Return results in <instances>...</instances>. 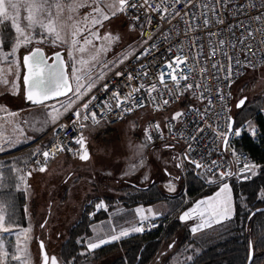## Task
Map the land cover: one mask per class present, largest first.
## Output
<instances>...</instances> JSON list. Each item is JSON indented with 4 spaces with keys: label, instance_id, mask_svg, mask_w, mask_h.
<instances>
[{
    "label": "snow or ice",
    "instance_id": "obj_1",
    "mask_svg": "<svg viewBox=\"0 0 264 264\" xmlns=\"http://www.w3.org/2000/svg\"><path fill=\"white\" fill-rule=\"evenodd\" d=\"M53 7L56 9L57 16L67 10L69 13L67 19L73 22L67 26L69 31L64 36L57 29L55 20L52 19L50 9ZM81 9L87 10L86 14L74 15ZM252 9H255L258 14L249 15ZM22 10L26 15L22 16ZM262 10H264V0H243L240 3H237V0H111L108 3H105V0H0V28L10 31L5 23L10 21L11 29L14 30L15 34V42L11 44L10 51L4 49L9 47L12 36H5L3 47H0V60L8 61L9 64H14L19 69L20 63L16 59L17 51L22 45L27 46L33 43L35 38L33 33L36 37H40L36 41L37 43L47 42L53 47H65L66 56L62 55L59 50L50 56H45L40 47L29 49L28 53L22 56V66L26 69L22 77V85L16 83L11 85L13 94L19 89L21 98L41 109L40 120L22 118V122L28 124L32 131H44L49 125H57L58 121L72 109L74 104L91 92L96 83L91 77V67L100 64L104 68H109V65L115 68L123 65L128 58L127 56L117 57L111 61L103 59L110 51L111 44L120 39L118 35L101 32L105 23H110L112 17L124 13L130 22L140 23L141 35H143L144 24L153 26L154 31L160 27L159 23L153 25L154 17L148 13H162L159 20L172 25V27L167 32L161 33L162 42L167 43L168 48L164 54L166 63L157 73L158 82L150 84L141 82L138 86L133 87L131 92L124 93L123 108L120 101L121 84L115 85L111 99L116 101L115 107L121 112L131 111L138 106L142 107L146 100L156 103L157 108H159L158 101H162L163 105H169L168 97H171L172 101H177L186 93L191 94L202 103L207 101L202 108L189 106L184 111H176L168 121L170 130L175 127L173 122H179L183 126L182 131H177L173 135L177 138H184L187 144L185 152L173 155L172 159L177 160L179 156H182L183 160L194 165L195 169H203L202 177L207 183L216 184L219 189L213 196L195 202L194 206L183 211L179 216L181 222L197 221L190 229L192 234H196L205 229H212L214 225L224 226L233 220L237 212L233 200V190L228 180L236 176L248 179L250 175L256 174L255 170L258 165L252 163H245L243 171L240 173L227 170H221L217 173L216 170L222 168V165L218 164L216 160L206 163L207 153L201 152L199 160L192 153L197 151V147L203 148V141L209 136L212 137L213 144L219 141L223 145V150L230 151L233 145L229 136L239 137L241 135V131L238 130L240 125L237 123L236 127H233L236 122L232 121L231 116L227 117L226 128L218 123H210L209 117L211 116L212 120L215 121L217 116L225 114L229 110L226 102L232 95L227 89H231L236 80L244 75L248 68H255L257 64H264V59L259 55H256L255 62L247 56L248 50L252 47L248 41L254 39L255 36L250 23H246L245 20L229 23V17L246 16L248 21L259 22L264 20V11ZM141 16L144 17L143 20H141ZM174 20L176 24H172ZM241 28L247 30L246 37L243 32L240 36L236 35V32L240 31ZM173 29H175L176 37L184 38L183 43L173 42L171 35ZM96 41H103L104 43L97 47ZM185 43L188 45L187 50ZM259 43L264 44V41ZM89 47L95 50L91 56V67L88 71H82L89 62L83 58L78 59L77 54L82 56ZM206 49L208 50L207 54H205ZM158 50L159 46L153 42L143 54L149 56L153 54V51ZM241 55H243V59ZM153 58L161 59L160 57ZM49 60L52 63H49ZM141 68L146 69V66L141 64ZM209 72L211 73L210 77L208 76ZM115 76H124L125 80L130 83L140 79L141 76L147 77L148 72L145 70L143 73L136 72L134 74L132 71H128V66L125 65L124 70L115 72ZM100 78L103 79V75ZM208 78L216 81L214 89L216 100L222 105L219 113L214 112L215 104L211 99L213 89L207 86L206 80ZM16 79H21L18 70ZM85 80L89 81L87 85L84 83ZM201 80L205 82L202 84ZM109 81L111 82V78ZM0 83L6 85L8 81L2 80ZM104 87L107 88L108 85L105 84ZM196 88L201 89L199 95L195 93ZM141 90L146 92V96L135 95L141 93ZM60 97L67 99L62 101L58 99ZM49 101L56 102L48 103ZM95 101L96 97L93 95L88 103L83 104L85 111H75L74 120L58 125L61 131L69 126L74 132L78 128L80 129L79 135L69 138V143L79 146V159L81 161L90 159L85 144L86 138L82 130L84 121L90 120L92 124H98V113L93 110L96 107ZM246 102L247 97H240L237 99L235 107L243 109L246 107ZM103 106L107 107L109 112L112 111L111 103L104 102ZM9 115L16 117L19 113L13 111ZM78 121L79 124H77ZM189 124L192 125L191 129H189ZM250 125L251 121H249ZM155 128L159 131L160 124H155ZM252 131L255 133L256 129L253 128ZM19 132L23 135L25 129L19 128ZM201 133L204 135H200ZM64 135L67 136L66 131H64ZM23 138L31 139L30 136ZM152 140L153 136L149 134L148 129H144L141 141L147 146ZM18 142L19 138L4 137L3 127L0 126V153H4ZM162 147L167 149L175 147V145L165 144ZM65 148L72 152L71 146L54 140L52 145H45L43 151L37 149L31 154L37 157L34 161L37 168L34 170L44 173L47 170L48 160L54 158L57 152L65 151ZM40 156L43 157V160L39 158ZM27 162L26 158L25 165ZM175 166L181 168L182 164L177 162ZM5 167L7 165L0 163V169ZM9 171L15 173V176L11 178L15 190L19 191L21 186H25L26 190V176L30 178L32 172H25L15 166ZM107 174L111 175V173ZM144 179L147 180L148 177L145 176ZM168 187L170 191H175L171 183ZM3 188L4 177L0 175V190ZM261 198L264 199V195ZM8 208V200L0 199V234H6L0 235V264H32V257L28 252V234L31 232V228L21 227L13 215L8 212ZM96 208L97 210H107L103 202L98 203ZM24 211L27 213L26 208ZM144 212L142 207L135 209L136 216L140 218L141 226L134 225L131 228H121L118 233L112 234L108 238H83L77 243L85 245L87 251L91 252L99 249L102 245L117 242L121 238L127 237L130 232H143L146 226L145 222L149 219V216L145 215ZM147 212L152 214L153 218L155 217L151 208L147 209ZM254 215V212H250L248 218L251 219ZM43 226V224L40 225V227ZM13 232H15V241L14 243L9 242L10 246H8L5 243L6 238L13 235ZM44 249L45 244L41 240L36 264H40V257H42L43 264H58L57 256H49ZM85 254L81 253V255ZM248 261L249 264H254V247L249 249Z\"/></svg>",
    "mask_w": 264,
    "mask_h": 264
},
{
    "label": "rangeland",
    "instance_id": "obj_2",
    "mask_svg": "<svg viewBox=\"0 0 264 264\" xmlns=\"http://www.w3.org/2000/svg\"><path fill=\"white\" fill-rule=\"evenodd\" d=\"M108 2H111V0H105V3ZM50 11L52 12V19L56 22L57 29L60 30L61 35L64 36L69 31L67 26L73 23L67 19L69 13L65 10L57 16L55 7L51 8ZM86 12L87 10L81 9L74 15L82 16L83 14H86ZM23 15H26V13L22 10V16ZM45 22H47V20H45ZM5 23L11 27L10 21H6ZM1 29L2 28H0V30ZM101 32L112 33L120 37L119 41L111 44L110 51L103 57V59L109 61L114 60L117 57H128L140 44L141 31L139 28L130 25V23L126 21L123 13H119L116 17H112L110 23L106 22L105 26L101 29ZM33 35L35 37L33 43H37L36 41L40 39V37H36L35 33H33ZM101 43L104 42L96 41V46L99 47ZM40 44L46 50H63L65 56L67 55L64 46L53 47L47 42H41ZM0 47H3L1 38ZM10 50L11 48L6 51ZM94 51L93 48L89 47L86 53L82 56L79 53L77 54L78 59L83 58L85 61L89 62L85 65L82 71H88L89 67H91V56L94 54ZM20 54H22L21 49H19L16 54V59L19 63ZM77 67L80 66L77 65ZM115 69L116 67L112 68L111 65H109V68H104L100 64L91 67V77L96 81L91 92ZM17 70L20 75L22 73L21 65L19 69H17L16 65L9 64V62L5 60H0V81H8V84L6 85L0 83V126L3 127L4 137H11L13 139L19 138V142L8 148L4 153H0V157L7 153L18 154V152L27 145L23 138L24 133L22 135L19 132V128L24 129L22 125V118L24 115L20 112H17L19 115L16 117H11L9 115V110L13 108L14 104L18 107L16 111L23 109V102L19 89L15 93L17 99L16 103L13 100L14 94L11 87L12 83L21 85L20 80L16 79ZM102 75L104 77L103 79L100 78ZM88 82V80H85V85H87ZM263 92L264 69L246 75L236 84L232 92L233 104L231 116L236 115V113L246 108L236 109L235 104L238 98L247 97V106V103H252L257 98L262 97ZM176 111H182V108L180 106H174L158 115H153L149 111L144 110L130 116L116 129H103L97 134H94L87 128L84 130V133L87 138L86 147L89 151L90 159L86 161L85 165H79L73 158L63 154L55 159L47 167V170L44 173H37L31 176L29 186L33 191L31 190V193L24 196V198L26 197L27 199H25V203L21 209L24 224H20V226L31 228V232L28 234V252L32 257V264H36L39 253V243L41 240L44 242L45 251L49 256H57L58 264H62L60 258L61 246L68 237L69 229L78 222L84 206L92 199L98 197L118 198L121 196L120 193L123 195L122 192L128 190L130 184L146 186L150 181L154 180L162 190L166 191V185L171 183L175 188V191H172V193L176 202L170 203L169 208L178 215L179 219V216L183 211L189 210L190 207L194 206L195 202L207 199L219 190L217 186L210 195L203 198L199 197L198 199L192 198L188 194L186 190V185L188 183L187 175L191 173V170L185 165L186 163L182 156H179L177 160L172 159L173 155L181 154V148L176 144H167L175 145V147L167 149L162 147L166 143H159L156 145L148 144L145 153L146 165L142 164L138 171H134L131 174L125 175L124 164L122 162H117L118 158L126 157L128 155L124 147L125 132L128 126L131 127L128 128L127 134L134 138L135 141H141L144 133V124L148 120H152L150 119L151 117L156 116L158 118L170 119ZM249 121H251L250 126ZM51 126L53 125H49V128ZM253 128L256 129L255 133L252 131ZM238 130L241 131V134H246L253 140H256L258 137V127L254 118L248 120ZM30 151H32V153L35 152L34 150ZM15 157L17 156H13L12 159ZM177 162L182 164L181 168L175 166ZM0 163L7 166L13 163L18 164L14 159L11 161L10 158L4 160L3 158H0ZM258 167L255 170V173H257ZM107 173H111V175H108ZM199 174V177H201L206 184H209L202 177L201 172ZM0 175H3L4 178L7 177L3 171H0ZM255 175H250V178L248 179H243L240 176L230 178L228 183L232 188V182L236 183L243 180H249ZM145 176L148 177L147 180L144 179ZM12 186L14 187V185H10V187ZM14 191L17 190L14 188ZM0 199L6 198L0 196ZM6 200L9 202L8 212L12 214L13 218L19 223L16 212L18 210L17 205L14 207L15 205L10 202V199ZM100 202H102V200ZM174 204H177V207ZM25 208L27 209V213L24 211ZM196 222L197 221L191 220L188 222H181L184 228L176 234L171 242L163 247L162 252L159 255V260L153 264H162L163 262L167 264H185L207 248L235 235V232L232 231V220L227 222L224 226L214 225L212 229H205L199 233L192 234L190 229ZM41 224L44 226L40 227ZM14 241L15 232H13V235L7 236L5 243L10 246L9 242L14 243ZM169 245H172V247H169ZM82 256L87 258L90 257V254ZM113 260L114 257H110L99 263L106 264ZM78 264L91 263L83 260V262Z\"/></svg>",
    "mask_w": 264,
    "mask_h": 264
},
{
    "label": "trees",
    "instance_id": "obj_3",
    "mask_svg": "<svg viewBox=\"0 0 264 264\" xmlns=\"http://www.w3.org/2000/svg\"><path fill=\"white\" fill-rule=\"evenodd\" d=\"M8 29L10 31L3 28L0 30L2 46L5 36H12L11 41H9V47L5 50L11 48L15 37L14 30L10 26H8ZM30 46L28 45V48ZM19 58L21 65V54ZM21 76L22 73L20 74ZM19 80L22 85L21 79ZM192 104L194 105L189 100H183L179 106L184 109ZM251 118H254L257 124L258 137L253 140L246 134H241L237 147L241 152L248 155L253 164L256 163L259 167L256 175L251 179L236 183L232 182L233 200L237 212V215L232 220V231L235 232V235L207 248L185 264H247L250 245L254 247V264H264V213L257 212L251 219L248 218L250 212L264 208V199L261 198L264 195V92L262 97L257 98L252 103H247L245 109L232 116V121L236 122L233 127H236L238 123L240 125L239 128H241ZM185 163L191 170V173L187 175L186 190L188 194L195 199L210 195L217 185L206 184L199 177L200 171L196 170L188 161H185ZM129 190L131 189L128 188L127 191H123L125 195L119 199V202H129L130 205L151 206L165 198L157 183L145 188L133 189L130 193ZM3 192H7L8 199L15 205L14 207L17 205L18 210L16 212L19 224H24L21 210L25 203L24 195L14 191L13 186H8L0 191V193ZM103 200L107 204L114 203L112 199L104 198ZM100 201V199L90 201L84 207L78 222L69 229L68 237L61 246L60 258L62 264H78L83 262V260L91 264H97L110 257H114V260L106 264H153L159 260L163 247L171 242L176 234L184 228L178 219V215L169 212L159 219L158 226L145 236L134 235L118 242L107 244L92 252L90 257L84 258L80 255L84 247L77 242L83 237L90 236V228L93 224L106 218L105 211H99L93 215V220H91L95 205ZM174 205L177 207V204ZM162 264L167 263L163 262Z\"/></svg>",
    "mask_w": 264,
    "mask_h": 264
},
{
    "label": "built area",
    "instance_id": "obj_4",
    "mask_svg": "<svg viewBox=\"0 0 264 264\" xmlns=\"http://www.w3.org/2000/svg\"><path fill=\"white\" fill-rule=\"evenodd\" d=\"M240 2H243V0H237V3H240ZM178 7H180V6H178ZM262 11H264V10H262ZM148 14L152 15L154 17L153 25H155L156 23H159L160 27L158 29H155V31H154L153 26H149L147 24H144L143 25L144 34L141 35L140 44H139L138 48L132 54H130L128 56V58L124 61V64L117 66L116 69L114 71H112L106 78H104V80L90 94H88L82 100L77 102L72 107V109L68 113H66L61 118L60 121H58L57 125L52 126L35 143V144L44 143L43 147L40 149L41 151L44 150L45 145H52L54 140H58L61 144L69 145L72 147V152L67 151V148H65V151H63V152H57L55 154L54 158H50L48 160L46 167H48L55 159H57L59 156H61L63 154L67 155L68 157H72V158H75V159L81 161L79 159V153H80L79 146L69 143V138H72L74 136L79 135L80 129L78 128V130L76 132H74L72 130L71 126H69L67 129L61 131L59 129L58 125L60 123H68L69 121L74 120L75 119V115H74L75 111H77V110L85 111L83 109V104L88 103L91 100L93 95H95V97H96V101H95L96 107L93 110L98 113V116H97L98 124H103L107 128H114V127L118 126L119 124H121L125 119L129 118L130 116L135 115L136 113L144 111V110L149 111L153 115H158V114L162 113L163 111H165L171 107L179 106L183 100H187V101L189 100L190 102L194 103V105L193 104L189 105L192 107L202 108L203 104L207 103V101H204L202 103L201 101L195 99L191 94L186 93L182 98H180L177 101H172V98L168 97L170 100L169 105H163L162 101H158L160 104L159 108H157L156 103H154L152 101H148V100L145 101V103L142 107L138 106V107H136V108H134L128 112H121L119 109H117L115 107L116 101L111 99V94L115 90L116 84H121L120 101H121V107L123 108L124 107V104H123L124 95L123 94L131 92L132 88L138 86L139 83H141V82H144L147 84H150L152 82H158L157 73L163 67V64L166 63V60L164 59V54L166 52V49L168 48V44L162 42L163 38L161 36V33L167 32L172 27V25H170L166 22H161L159 20V16L162 15V13L150 12ZM257 14L258 13L256 12L255 9H252L251 12L249 13V15H251V16H254ZM123 15H124L126 21H128V23H130V25H132L133 27L139 28V30L141 31V25L139 22H136V21L130 22L128 16L124 13H123ZM143 19H144V17L141 16V20H143ZM239 20H245L246 23H250V27H251L252 31L255 33L254 39L248 41L249 43L252 44V47L247 52L248 58L252 59L255 62L256 55H259L262 59H264V44L259 43L261 41H264V20H261L259 22L248 21L246 16H240V17H229L228 22L229 23H238ZM172 24H176V21L175 20L172 21ZM241 32L244 33L245 37L247 36V30L245 28H241L240 31H237L236 35L240 36ZM171 35L173 36V42L174 43L179 44V43L184 42L183 37H176L175 36V29H173ZM145 41H147V43H144ZM153 42H155V44L159 46V50L153 51L152 55L145 56L143 54L145 49L150 48V46L153 44ZM187 47H188V45L185 43V49L186 50H187ZM207 52H208V50L206 49L205 54H207ZM137 57H139V59H137ZM153 57H160L161 59L156 60ZM241 58L243 59V55H241ZM216 59H219V57H216ZM141 64L145 65L146 69L141 68ZM125 65L128 66V71H132L134 74L136 72L143 73L145 70H147L148 76L147 77L141 76L140 79L133 80L130 83L125 80L124 76H121V77L115 76V72L124 70ZM209 68H210V64H209ZM262 69H264V64H257V66L255 68H248L245 71L244 75L240 76L236 80L235 84H233L232 88L227 89V91H230L232 94L233 87L241 80V78H243L249 72H258V71H261ZM197 75H200V74L197 73ZM210 75H211V73L209 72L208 76L210 77ZM109 78H111V82L109 81ZM200 82L203 84L205 81L201 80ZM206 83H207V86L209 88L213 89L211 99L213 100V102L215 104L214 112L219 113L222 105L216 100V93L214 91V89L216 87V81L211 79V78H208L206 80ZM105 84L108 85L107 88L104 87ZM200 91H201L200 88H196L195 89L196 95H199ZM135 95H145L146 96V92L144 90H141V93H138ZM104 102H109L112 104V111L111 112H109L107 107L103 106ZM226 103H227V108L229 110L226 111L225 114L217 116L215 118V121H213L212 117L210 116L209 117L210 123L214 122V123H218V124L222 125L224 128L227 127V117L231 116V112H232L233 94L231 95V97L229 98V100ZM189 106L182 109V111L186 110ZM231 118H232V116H231ZM193 119H196V117H193ZM168 121L169 120H166L163 123H160L157 120L152 119V120H148L144 124V129L147 128L149 134L153 136V140L149 144L150 145H156L159 143L176 144L181 148V153H184L186 148H187V144L185 143L184 138H182V137L177 138L173 135V133H175L177 131H182L183 126L179 122H173V124H175V127L170 130L169 126H168ZM83 123H84V128L82 131H83V135H84V130H85L86 126L89 123H91V121L90 120L84 121ZM157 123L160 124L159 131H157L155 128V124H157ZM77 124H79V121L77 122ZM191 127H192V125L189 124V129H191ZM64 131L67 132V136L64 135ZM200 135H204V134L201 133ZM239 138H240V136L234 137V136L230 135L229 139L232 141L233 147L231 148L230 151H225V150H223V145L219 141H217L215 144H213L212 143V137L209 136L208 139L203 141V148L197 147V151L193 152L192 155L196 156L197 160H199V154L201 152L207 153V155L205 157L206 163L211 162L212 160H216V162L218 164L222 165V168L216 170L217 173H219V171H221V170H227L230 172L240 173L241 171H243V165L245 163H252V162L249 159L247 154L241 152L238 149L237 142H238ZM193 143H195V142H193ZM73 153H76V155H73ZM39 158L41 160H43L42 156H40ZM36 159H37V157L33 156L31 158L30 165H29L30 170L34 171V172L38 171V170H34L37 168V166L34 164V161ZM199 171L202 173L203 169H199ZM233 178H235V177H233ZM99 211H105V209L97 210V208L95 207L93 213L91 214V220H93V218H92L93 215ZM145 225H146L145 230L143 232H140V233L135 232V235L140 236V237L145 236L150 231L155 229L158 226V223L153 222V221L152 222H145ZM136 226H141V225H140V223H138Z\"/></svg>",
    "mask_w": 264,
    "mask_h": 264
},
{
    "label": "crops",
    "instance_id": "obj_5",
    "mask_svg": "<svg viewBox=\"0 0 264 264\" xmlns=\"http://www.w3.org/2000/svg\"><path fill=\"white\" fill-rule=\"evenodd\" d=\"M31 46H30V48H31ZM30 48H28V49H30ZM28 49H26V51ZM13 98H14L13 99L14 102H16L17 101L16 94L13 95ZM22 102H23V98H22ZM16 109H18V107H17L16 104H14L13 108H11L9 110V112H13V111L20 112V113H22L24 115L23 118L24 119H28V120H32L33 118H37V117H41V111H40L39 107H26L24 105V103H23V109H20L18 111H16ZM35 110H37V111H35ZM127 119H125V120H127ZM150 119L157 120L160 123H163L164 121L169 120L167 118H161V117L158 118L156 116L151 117ZM22 125H23V127L25 129L24 136H30L31 139H25V142H26L27 145H25L21 149V151L18 152V154H14V153L13 154H9V153H7V154H3V156L0 157L1 159L3 158V160L6 159V158H10L11 161L14 159V161L16 163L18 162V164L13 163V164H10V165H8L7 167H5L3 169H0V171H3V173H5L6 176H7V177L4 178V188L3 189H5L6 186L8 187L10 185H13L11 178L15 176V173L9 171L10 169L13 168V166L18 167L20 169H23L25 172L31 171L30 168H29V165H30L31 158L33 156L31 155L32 154V151H30V150L36 151L37 149H41L43 147L44 143H39V144H35V143L38 141V139L45 132H47L52 127L51 126L47 131L42 132V131H32L29 128V125L28 124H25L23 122H22ZM118 126H120V124ZM118 126H116L114 128H107L103 124H92V123H89L86 126L85 129L88 128L91 132H93L94 134H97V133H99L103 129H116ZM84 136H85V133H84ZM85 138H86V136H85ZM85 144H87V138L85 139ZM13 156H17V157H15V158L12 159ZM26 158H27V161H28L27 162V165H25V159ZM70 158H72V157H70ZM73 159L79 165H85L86 164V161H79V160H77L75 158H73ZM31 172H32V175L37 174V173H40L39 171H37V172L31 171ZM30 179H31V177L29 178V177L26 176V184H27L26 190H25V186H21V189L19 191H17V192L23 194L24 196H26L29 193H31V190L33 191V189L30 188V186H29ZM142 183H146V182H142ZM153 183H157V182H155L154 180L153 181H150L149 184H147L146 186H140V185H137V184H130L129 188L131 190H129V193L133 189H136V188H139V187L140 188H145V187L150 186ZM164 185H166V184H164ZM166 187H167L166 189L168 191L167 190L166 191L165 190H162L161 187L159 186V188L161 189V192L164 193L165 198H163L160 202H157V203H155V204H153L151 206L130 205L129 202H119V199L122 198L125 195L124 192H122L123 195L120 193L121 196L118 195L119 196L118 198H112V197H98V198H95V199L102 200V202L104 203V205H105V207L107 209L105 211L106 218L103 219V220H101V221H99V222H97V223H95V224H93L91 226V228H90V231H91L90 236L83 237V238H98V237L108 238L110 235L115 234V233H118L121 228H131L134 225L136 226L139 223V221H140L139 216H136V214H135V209L137 207H142L145 210L144 214L149 216V219L146 222H152L153 221V222H157L158 223L159 219H161L164 215L168 214L169 212L175 213L173 210H171L169 208V206H170V203H172V202L175 203L176 202V199L173 197V193H172V191L169 190L168 185H166ZM0 196H2L3 198L8 199L7 192L6 193L5 192L0 193ZM104 198L112 199V200H114V203L107 204L103 200ZM25 199H26V197H25ZM92 200H94V199H92ZM92 200H90V201H92ZM99 203H101V202H99ZM95 207H96V205H95ZM149 208H151L152 209V213L155 214V217L154 218H153V215L152 214H150V213L147 212V209H149ZM134 235H135V232H130L127 237H123V238H121V240L122 239H125V238H128V237H131V236H134ZM112 243H114V242H112ZM109 244H111V243H109ZM81 245H83V244H81ZM103 246H105V245H102L101 247H103ZM83 247H84V250L82 252H84V253H86L88 255L95 251V250H93L91 252H88L87 249H86V247H85V245H83Z\"/></svg>",
    "mask_w": 264,
    "mask_h": 264
},
{
    "label": "clouds",
    "instance_id": "obj_6",
    "mask_svg": "<svg viewBox=\"0 0 264 264\" xmlns=\"http://www.w3.org/2000/svg\"><path fill=\"white\" fill-rule=\"evenodd\" d=\"M131 126H128L130 128ZM128 128L125 132V142L124 147L128 155L126 157L118 158L117 162H122L124 164V173L131 174L134 171H138L141 165H146V146L142 141H135L134 138L129 136ZM133 165H135L133 167Z\"/></svg>",
    "mask_w": 264,
    "mask_h": 264
},
{
    "label": "water",
    "instance_id": "obj_7",
    "mask_svg": "<svg viewBox=\"0 0 264 264\" xmlns=\"http://www.w3.org/2000/svg\"><path fill=\"white\" fill-rule=\"evenodd\" d=\"M21 47H25V46L22 45ZM34 47H40V48L44 51L45 56H50V55H52L55 51H57V50H55V51H52L51 53H48V51H47L43 46H41V45H39V44H37V43H35V44H33V45L31 46V48H34ZM31 48H30V49H31ZM28 50H29V49H28ZM28 50L22 52V54H21V65H22V56L25 55V54H27V53H28ZM59 51L61 52L62 55H65L63 50H59ZM49 63H52V61L49 60ZM22 69H23V71H22L21 81H22V77H23V75H24L25 72H26V69H24L23 66H22ZM58 99H59V100H64V99H66V97H60V98H58ZM53 102H56V101H49L48 103H53ZM23 103H24V105H25L26 107H38V106H33V105H31L30 102H28V101L25 100V99H23ZM236 109H237V108H236ZM48 129H49V126H47L46 129H45L44 131H42V132H45V131H47ZM193 167H194V165H193ZM194 168H195V167H194ZM196 170H199V169H196ZM257 212L264 213V208L259 209V210L255 211L254 213H257ZM250 247H252V246L250 245ZM44 251H45V249H44ZM45 252H46V251H45ZM40 264H43V262H42V257H41V260H40ZM247 264H249V261H248V260H247Z\"/></svg>",
    "mask_w": 264,
    "mask_h": 264
},
{
    "label": "flooded vegetation",
    "instance_id": "obj_8",
    "mask_svg": "<svg viewBox=\"0 0 264 264\" xmlns=\"http://www.w3.org/2000/svg\"><path fill=\"white\" fill-rule=\"evenodd\" d=\"M33 44V43H32ZM35 44V43H34ZM37 44H39V43H37ZM39 45H41V44H39ZM42 46V45H41ZM25 49V50H24ZM26 49H28V46H25V47H21V50H22V52L23 51H26ZM48 51V53H51L52 51H49V50H47ZM36 120H40L41 119V117H37V118H35ZM37 127H39V125H37Z\"/></svg>",
    "mask_w": 264,
    "mask_h": 264
}]
</instances>
